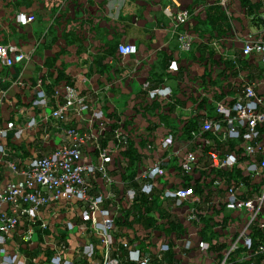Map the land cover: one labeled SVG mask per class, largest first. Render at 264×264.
Listing matches in <instances>:
<instances>
[{"label":"crops","instance_id":"crops-1","mask_svg":"<svg viewBox=\"0 0 264 264\" xmlns=\"http://www.w3.org/2000/svg\"><path fill=\"white\" fill-rule=\"evenodd\" d=\"M166 9L173 17L165 14ZM181 11H188L190 19L187 25L177 28L176 17ZM20 13L34 15L36 20L20 25L16 22ZM262 28L264 0H0V44L27 56V60L11 68L0 65V97L5 95L0 102V129L9 122L23 129L33 118L38 124L20 139L11 132L0 143L5 145L9 160L24 167L30 159L49 155L62 142L68 143L70 138L63 129L84 135L97 133L104 124L108 128L106 137L100 140L104 147L118 145L116 132L121 133L123 142L133 139L132 164L118 151L108 165L110 182L100 174L87 177L91 196L112 193L105 203L114 221L115 241L110 257L120 264H139L128 261V250L123 247L126 242L148 259L147 264H219L215 251L222 244L229 246L237 237L239 213H226L222 226L218 211L209 207L204 197L181 207L163 200V188L181 183L174 164L160 180L163 188L157 187L152 196L138 195L130 201L127 193L141 188L136 176L161 156L158 145L148 144V139L160 141L169 133L187 139L189 129L179 134L178 125L188 122L198 126L206 119L201 113L203 105L198 107L200 116L196 118L193 113L199 99L207 100L203 91L239 85L238 74L232 81L223 76L216 79L222 73H214L209 65H215L219 57L239 54L246 39ZM179 31L194 34L190 51L179 46ZM230 36L233 46L225 47L221 39ZM217 41L220 46L216 49L212 42ZM122 43L134 44L137 53L122 58L117 52ZM202 44H209L212 51L210 63L203 57ZM173 61L179 66L177 72L168 70ZM243 69L250 81L260 77L259 69L249 62ZM60 74L67 82L63 88L73 87L85 98L89 111L82 116L69 112L63 123L45 121V112L32 107L35 84L40 81L50 97L48 115L64 103L55 99L54 92ZM145 84L150 90L171 92L172 104L166 112L158 113L159 101H148ZM95 114L98 119L90 121ZM167 156L169 152L162 154V158ZM83 160L98 164L93 142L83 149ZM4 161L0 156V188L20 181ZM199 177L197 172L193 179ZM85 208L83 203L75 207L55 203L42 207L35 219L21 218L5 243H0V264H12L6 258L13 256L20 264H53L58 256L73 264H102L106 251L92 225L83 224ZM192 209H196L197 221L188 220ZM187 222L196 230L195 243ZM69 225H75V229L70 230ZM187 239L192 241L190 249L185 245ZM163 245H168L169 250L161 251ZM202 245H207L208 251ZM90 247L94 253L88 257Z\"/></svg>","mask_w":264,"mask_h":264},{"label":"built area","instance_id":"built-area-1","mask_svg":"<svg viewBox=\"0 0 264 264\" xmlns=\"http://www.w3.org/2000/svg\"><path fill=\"white\" fill-rule=\"evenodd\" d=\"M165 14L173 17L167 9ZM189 19L188 11L179 12L176 17L177 28L187 25ZM35 20L34 15L20 13L16 16V22L23 26ZM178 33L179 46L184 51H190L195 40L194 34L187 31ZM221 43L225 47L233 46L231 36L221 39ZM219 46L218 41L212 42V47L217 49ZM117 52L122 58H126L135 55L137 47L134 44L122 43L118 45ZM239 58L247 59L255 70L259 69L260 77L250 81L247 79L246 71L243 72L238 66L236 69L239 85L233 87V94H225L218 100L208 96V93H203L208 100L204 102L200 99L199 102L203 105L201 113L206 119L196 128L189 129L187 139L178 141L177 136L172 133L165 135L158 144V154L161 156L154 164L140 171L137 177L141 193L152 196L157 187L163 188L160 180L169 173L170 164H174L178 168L181 183L163 188L161 196L163 200L172 201L176 207H181L186 203L198 202L200 197H204L209 207L222 210L221 215L224 218L226 213H239L236 224L237 237L232 238L225 260L219 264H227L228 256L237 249L252 252L253 231L264 233V28L246 39L239 52ZM226 59L234 61L238 59V55H228ZM25 60L27 56L23 52L0 44L1 66L11 68ZM168 70L177 72L179 66L173 61L169 64ZM144 91L150 100L156 99L166 105L172 104V94L168 89L150 90L149 84H145ZM60 92L61 96L59 91L55 92V99H62L63 105L56 110H50L47 115L50 97L40 81L35 84L36 97L32 107L45 112V121L54 119L63 123L69 112L82 116L89 111L85 98L73 87L65 86ZM4 97L5 95L0 97V102ZM210 110L213 116H210ZM98 117L99 115L95 114L90 121ZM37 127L34 118L23 129H17L15 123L9 122L5 128L0 129V140H6L11 132L20 139L26 132ZM105 128L104 124H100L97 133L90 132L84 135L75 130L63 129L70 138L68 143L62 142L49 155L30 159L24 167L10 161L5 145L0 143V156L5 160V166L20 178L18 184L11 182L0 188V243H5L21 218L35 219L42 207L55 203L75 207L78 203H83L86 205L81 215L83 224L92 225L94 233L100 237L106 251L102 264H120L118 260L110 257V250L115 241L112 235L114 221L111 212L105 208V203L112 197V193L105 191L101 195L91 196L90 185L87 182V177L96 174L102 175L110 182L107 165L112 162L114 154L126 145L121 140V133L116 132L118 145L112 149L103 148L100 140L104 137ZM178 128L182 129L181 123ZM88 142L95 144L98 164H86L83 160V149ZM166 152H169V156L162 158V153ZM197 172L200 177L193 179ZM197 187L201 189L199 194L196 191ZM127 197L133 201L136 191L129 190ZM197 219L196 209H192L188 213V220ZM69 229L74 230L75 225H69ZM185 245L190 249L192 241L187 239ZM123 247L128 250L127 259L130 263L147 264L148 259L139 251L130 249L128 243L124 242ZM202 249L208 251V246L202 245ZM168 250V245L161 248L163 252ZM93 253V248L90 247L88 257ZM255 253L264 254V244L260 243ZM6 260L12 264H20L17 256ZM53 264L73 263L58 256L53 259Z\"/></svg>","mask_w":264,"mask_h":264},{"label":"trees","instance_id":"trees-1","mask_svg":"<svg viewBox=\"0 0 264 264\" xmlns=\"http://www.w3.org/2000/svg\"><path fill=\"white\" fill-rule=\"evenodd\" d=\"M217 38H218V36H217ZM223 38H226V37H223ZM202 47L205 50V53L203 54V57L206 58L205 61L208 63L209 60H212V58H213L212 51L209 48V44H202ZM237 55H238V59H235L234 61H230L228 59H223L222 57H219V59H217V61H215V65H213V64H212V66L209 65L210 68H212V70L214 71V73L218 72V71H220L222 73L219 76H216V79H218V77L223 76V79L224 78H229L232 81V80H234L236 78V75H237L236 67L239 66L241 69H243L245 62H249L247 59L239 58V54H237ZM214 77H213V75H211V78H214ZM64 79H65L64 75L60 74L55 80V85H56L57 89L54 92L59 91V96H61V92L60 91L63 88V83L65 82L67 84V82L64 81ZM233 87H228V86H222L220 88L212 87V88H209V89L203 91V93H208L207 94L208 96L210 95L211 97H214L215 99L220 100L223 97V95H225V94H233L234 93L233 92L234 91ZM145 94H146V92H145ZM199 100L196 102V106H195V108L193 110L194 113H195L196 118L198 116H200V111L198 110V107L200 106ZM207 100H208V97H207ZM148 101H150L151 103H154V102L158 103V100H156V99H154V100L148 99ZM158 104H159V107H160L159 110H158L159 114H162V113L166 112V109L169 107V105H166L163 102H160ZM180 123L181 122H179V124ZM187 123L188 122L182 123L183 125L181 124L182 125V129H180L181 130V134H183L184 129L195 128V127H197V124H198V123H189V124H187ZM107 131H108V128L106 127L105 128V133L103 135L104 136L103 138L106 137ZM174 135L177 136V140L178 141L184 140V138L181 135H178V134H174ZM103 138H101V139H103ZM124 143H126V145L121 149V151L125 155V157L129 160L130 164H132V162L134 160V157L132 156V154L134 153L133 148H134V145H135V141H133V139H127V140L124 141ZM147 143L150 144V145L156 143V145H158L159 141H156V139L155 140L148 139ZM101 146L103 148L112 149L113 147H116V144L114 146H109V147H107V146L104 147L102 144H101ZM158 153H159V150H158ZM114 160H115V157L113 158L111 163H113ZM140 162H141V160H140ZM107 170H108V165H107ZM138 176H139V174L136 176V178ZM196 190L199 191V193H201L200 187H197ZM135 191H136V197L138 195L139 196H143L144 195V194L141 193L140 189H137ZM140 194H142V195H140ZM215 209L219 213L220 223H222L221 225L224 226L225 218L222 217V215H221L222 210L218 209V208H215ZM252 239H253V247H252L253 251L247 253V251L244 250V249H237V250L233 251L232 253H230V255L227 258V264H264V254H259V253L256 254L255 253V250L257 249L258 245L260 243L264 244V233L262 231L254 230L253 233H252ZM227 246L228 245H226V244H222L219 247L220 249L215 251V253H217L216 260L218 261V263L222 262L223 256L225 257L227 249L230 247V245L228 246V248H227Z\"/></svg>","mask_w":264,"mask_h":264},{"label":"rangeland","instance_id":"rangeland-1","mask_svg":"<svg viewBox=\"0 0 264 264\" xmlns=\"http://www.w3.org/2000/svg\"><path fill=\"white\" fill-rule=\"evenodd\" d=\"M186 225L190 227V234L192 235V241L193 243H195V241L197 240L196 230L194 227H191V224L189 222H187Z\"/></svg>","mask_w":264,"mask_h":264}]
</instances>
